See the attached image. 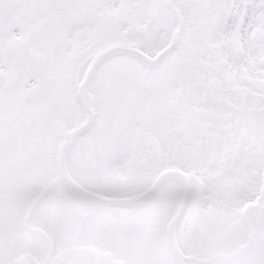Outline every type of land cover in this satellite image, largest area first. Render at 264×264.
Listing matches in <instances>:
<instances>
[{
  "label": "snow or ice",
  "instance_id": "obj_1",
  "mask_svg": "<svg viewBox=\"0 0 264 264\" xmlns=\"http://www.w3.org/2000/svg\"><path fill=\"white\" fill-rule=\"evenodd\" d=\"M0 264H264V0H0Z\"/></svg>",
  "mask_w": 264,
  "mask_h": 264
}]
</instances>
